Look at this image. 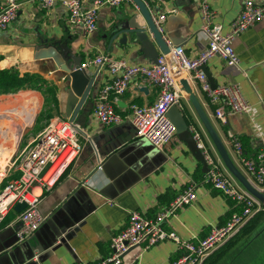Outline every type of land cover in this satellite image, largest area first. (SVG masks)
<instances>
[{"label":"crops","instance_id":"crops-1","mask_svg":"<svg viewBox=\"0 0 264 264\" xmlns=\"http://www.w3.org/2000/svg\"><path fill=\"white\" fill-rule=\"evenodd\" d=\"M20 1L17 19L9 29L0 31V70H16L21 76L30 74L45 79L42 90L27 89L18 93L24 92L22 96L31 100L36 96L26 92L39 94L40 103L42 101L51 110L49 121L57 116L71 119L76 97L69 89L71 82L66 78V63L58 57L55 59L52 55L57 50L43 46L42 41L66 43L74 54L83 58L82 63L99 54H108L131 64L152 65L160 51L156 44L152 49L142 47L133 37H129L127 45H121L118 42L121 35L111 45L117 25L136 9L132 3L101 8L97 30L87 34L81 26L69 24V11L61 0L55 1L52 7H46L43 0ZM82 1L85 7L94 2ZM209 2L215 13L214 22L222 26L223 33H228L244 0ZM200 4L201 0H160L152 1L151 5V8H160L155 17L165 16L162 33L170 47L175 46L174 43L182 45L190 57H197L208 46L201 31ZM234 47L239 56L238 65L229 66L223 58L214 56L204 72L213 88L237 83L251 106L250 112H229L225 122L218 120L214 116L217 105L210 102L200 82L193 79L190 83L233 164L247 178L234 143L237 139L245 156L251 158L264 150V20L243 32L235 40ZM87 72L90 75L99 73L90 97L75 119L82 129V151L42 199L39 209L46 220L33 237L25 242L17 241L15 227L10 224L18 212L15 208L10 210L2 224L4 229L0 231V264H94L109 256L112 237L126 226L131 213L154 217L190 185L195 186L197 200L180 209L164 224L182 240L205 238L215 227L223 226L239 207L208 182V163L206 166L198 160L177 135L163 149L137 137L129 120L131 106L153 104L159 93L157 87L142 80L133 82L119 97L116 107L128 119L103 126L96 121L93 110L101 88L112 75L106 67L99 69L93 65L88 66ZM49 88L54 96L46 92ZM183 91L185 96L178 107L186 115L191 131L195 129L200 133L206 151L220 161L239 188L246 189L226 166L191 93L185 88ZM202 152L204 154L203 149ZM16 177L14 174L6 182ZM262 213L258 225L264 222V211ZM263 232L264 226L256 227L253 232L244 234V242L239 243H247L246 240L251 243ZM261 247L264 251V242ZM134 251L141 254L137 264H170L180 254L178 245L171 239L148 249L142 244ZM27 255L34 256L27 261Z\"/></svg>","mask_w":264,"mask_h":264},{"label":"built area","instance_id":"built-area-1","mask_svg":"<svg viewBox=\"0 0 264 264\" xmlns=\"http://www.w3.org/2000/svg\"><path fill=\"white\" fill-rule=\"evenodd\" d=\"M57 0H43L46 7H52ZM69 11V24L81 26L87 34L98 28V14L103 7H114L133 0H94L92 6L85 7L82 0H61ZM147 6L152 1L142 0ZM154 3V2H153ZM21 6L20 0H0V31L7 30L17 19ZM200 14L203 21L201 31L208 46L197 57H190L182 45L170 47L176 62L172 65L167 54L161 53L152 65L131 64L124 59H113L108 54H99L88 59L81 68L93 65L101 69L106 67L112 79L101 88L93 110L96 121L103 126L123 123L128 117L117 111V101L136 80H142L159 89L153 104L131 106L129 120L139 139L150 142L163 149L176 137V126L168 115L169 109L180 106L185 96L182 80H197L201 89L207 93L210 102L217 105L214 116L221 121L227 120V114L248 113L250 104L245 99L237 83H228L213 88L207 79L203 67L214 56H220L229 66L239 63L235 50V40L247 29L264 20V0H244L243 8L233 22L228 33L222 32V26L214 22L215 13L209 0H201ZM158 29L163 32L165 16L154 17ZM199 148L204 150L209 165L208 182L228 198L233 200L239 210L233 212L223 226L215 227L205 238L182 240L164 224L177 212L197 200L195 186L186 187L161 212L154 217H144L138 213L129 215L126 226L111 239V253L94 264H137L140 252L136 247L144 244L148 249L157 243L171 239L176 242L180 254L170 264H204L206 259L223 243L238 234L251 219L264 210V205L248 190L239 188L226 173L220 161L215 159L200 141V133L193 130ZM81 127L70 118L54 117L21 151H17L9 163L5 174L0 178V231L2 224L15 205L27 204L11 227H17L16 237L19 243L35 235L44 224L46 217L39 205L45 194L53 189L63 173L73 164L82 151ZM235 150L247 172L248 181L264 192V150L255 157L244 154L241 143L235 139ZM15 157V158H14ZM17 177L6 182V179Z\"/></svg>","mask_w":264,"mask_h":264},{"label":"water","instance_id":"water-1","mask_svg":"<svg viewBox=\"0 0 264 264\" xmlns=\"http://www.w3.org/2000/svg\"><path fill=\"white\" fill-rule=\"evenodd\" d=\"M133 1L136 6L135 11L131 12L128 15L129 18H124L120 22V24L117 25L112 37L111 45L120 35L121 37L118 42L121 45H127L129 37L135 38V40L140 42L142 44V47L145 48L149 47L152 49V47H154L156 44L159 46L160 51L156 53V59L154 63L157 62L160 53H164L169 56L172 65L175 66L176 62L171 54L170 45L165 39L164 34L158 29L154 20V17L159 12L160 8L158 6L151 8V6H147L142 0ZM42 45L55 48L57 51L52 56L55 59L56 57L62 59L67 65L68 75L66 78L68 81L71 82L69 89L71 90V93L76 97V103L73 105L74 107L71 114V120L75 121L82 106L90 97L99 72H95L93 75H90L87 72V69L81 68L83 64V58L74 54L66 43L57 40H52L49 42L42 41ZM173 45L179 44L174 43ZM205 67L206 66L202 68L203 71H205ZM182 85L188 93H191L192 101L194 102V105L200 113L202 121L205 124L208 132L212 136L228 169L242 182L246 190H248L257 199H259L260 202L264 205V192L260 191L258 188L253 186L248 181V178H246L243 173L233 164L225 144L221 140L210 118L206 115L203 108L197 101V98L193 93L190 81L184 79L182 80ZM72 100V97H70L69 104H71ZM118 106H122V103L120 101L118 102ZM168 115L176 126V135L181 140L185 141L191 152L195 155V157L198 160L204 162V164L207 166L205 155L203 154L202 150L198 147V143L194 137V133L190 129L189 121L186 115L181 111V109L177 105H174L169 109ZM26 206L27 204L25 202H20L17 203L14 208L17 212H21L23 209L26 208ZM17 228L18 227H15V234ZM33 256L34 255H27L25 260L28 261Z\"/></svg>","mask_w":264,"mask_h":264},{"label":"rangeland","instance_id":"rangeland-1","mask_svg":"<svg viewBox=\"0 0 264 264\" xmlns=\"http://www.w3.org/2000/svg\"><path fill=\"white\" fill-rule=\"evenodd\" d=\"M8 94H13V93H8ZM8 94L0 98L1 111L2 110L4 111V109L6 108H12L15 106L23 109L24 105L27 104L24 101L18 103L16 102L17 99L20 98L19 95L20 93L18 94L17 92L16 95H8ZM22 97H26V96H22ZM34 100H35L34 104L30 103V110H32L31 106L34 105L33 107L34 112L33 110L29 111V115L27 116V118L30 117L29 122H31V125H28L26 129L22 130L23 128L18 126L20 124L16 123L15 124L16 126L13 127V129L9 130L8 139L5 140L3 137L6 145H10L11 147L14 145L13 146L14 149L15 147H17L12 157L16 155L17 151H21L28 143L32 142L36 138V136L44 129V127L50 122L49 121V118L51 117L50 108L46 107L42 101L41 103L38 104L35 97ZM37 105H38V111H37ZM11 119L14 122L17 121L16 118H11ZM15 134L16 135L19 134L18 137L19 136L20 137L16 138ZM12 138L15 140H13ZM10 140H12L13 143ZM6 168H8V166H6ZM258 215L259 214L255 215L251 219V221L238 234H236L231 239L227 240L217 250H215L214 253H212L206 259V262L204 264H261V263L264 264V251L262 250L261 247L262 243L264 242V232L262 234L259 233L257 236L258 237L261 236V237L258 238L257 240H253V242L251 243L250 241L248 242V240H246L247 243H239L240 241H243V239H245L244 237L247 234L254 231V230L248 231V229L252 225L251 223L253 222V220ZM259 225L257 227H259L260 229L264 226V222L260 226ZM244 234L246 235L244 236Z\"/></svg>","mask_w":264,"mask_h":264},{"label":"bare ground","instance_id":"bare-ground-1","mask_svg":"<svg viewBox=\"0 0 264 264\" xmlns=\"http://www.w3.org/2000/svg\"><path fill=\"white\" fill-rule=\"evenodd\" d=\"M23 94H25V93L21 92L19 95L22 96ZM22 101L27 103L24 105L23 109L15 106L12 108H6V109H4V111L0 110V122H1L0 123V178L5 174L4 170H6V166L8 165L13 153L16 151V148H17V147H15V149H14L13 148L14 145L12 147L10 145H6V143L4 141V139L5 140L8 139L9 130L13 129V127L16 126L15 125L16 123L20 124L18 126L23 128L22 130L26 129V127L28 125H31V122H29L30 117L27 118V116L29 115V111H32L33 107H34V105H32L31 106L32 110H30V103L34 104L35 100H33V99L31 100V98H27V97H21V98L17 99L16 102L18 103V102H22ZM33 112H34V110H33ZM11 118H16L17 121L14 122ZM18 135L19 134L16 135V138L20 137V136L18 137ZM3 137H4V139H3ZM13 140H15V139H13ZM10 141L12 142V140H10ZM12 143H11V145H12Z\"/></svg>","mask_w":264,"mask_h":264},{"label":"trees","instance_id":"trees-1","mask_svg":"<svg viewBox=\"0 0 264 264\" xmlns=\"http://www.w3.org/2000/svg\"><path fill=\"white\" fill-rule=\"evenodd\" d=\"M45 84H46L45 79H43L41 76L38 75L24 74L23 76H21L19 75V72L16 70H0V95L8 94V93H17L20 90H27V89L42 90ZM46 92L53 94L54 96V92L52 91L51 88L47 89ZM26 93L36 96L37 103L38 104L40 103L39 94L29 91ZM37 111H38V105H37ZM237 210H239V208H237L236 211ZM262 212L259 213V215L253 220V222L251 223L252 225L249 227L248 231H252L257 227L258 222L261 220L263 214Z\"/></svg>","mask_w":264,"mask_h":264}]
</instances>
